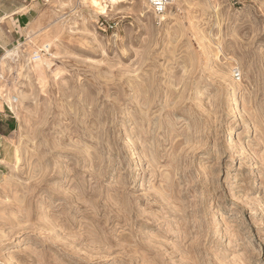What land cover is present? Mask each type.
<instances>
[{
    "label": "rangeland",
    "instance_id": "374dc122",
    "mask_svg": "<svg viewBox=\"0 0 264 264\" xmlns=\"http://www.w3.org/2000/svg\"><path fill=\"white\" fill-rule=\"evenodd\" d=\"M116 10L1 25L0 264H264V0Z\"/></svg>",
    "mask_w": 264,
    "mask_h": 264
},
{
    "label": "bare ground",
    "instance_id": "6f19581e",
    "mask_svg": "<svg viewBox=\"0 0 264 264\" xmlns=\"http://www.w3.org/2000/svg\"><path fill=\"white\" fill-rule=\"evenodd\" d=\"M128 1H130V0H82V3L90 10V12H91V17H95V16H97L98 14H103V13H108V11H114V10H116L122 3H125V2H128ZM180 1L181 0H174V2L171 4V5H178L179 3H180ZM147 2V1H146ZM182 2H184V1H182ZM145 4V3H144ZM170 5V6H171ZM169 6V7H170ZM169 7L167 8V10L160 16V18H161V20H166L170 15H171V11L170 10H168L169 9ZM85 8V7H84ZM16 11H18V10H16ZM149 11V10H148ZM116 12H118L117 10H116ZM156 17H157V15H156ZM50 22V21H49ZM48 22V23H49ZM54 22V21H53ZM37 24V23H36ZM53 24V23H52ZM45 27V26H44ZM58 27V26H57ZM40 28V27H39ZM43 28V27H42ZM41 28V29H42ZM38 29V28H37ZM38 31V30H37ZM29 32V31H28ZM59 32V31H58ZM64 32V31H63ZM33 33V32H32ZM31 33V34H32ZM33 36V35H32ZM118 36V35H117ZM28 37V36H27ZM31 37V36H30ZM33 39V38H32ZM57 39V38H56ZM55 41V40H54ZM54 41L52 40V39H47L46 40V43H44V45H43V47L44 48H46V49H49V47L54 43ZM29 42V41H28ZM57 44V43H56ZM58 45V44H57ZM41 50V49H40ZM39 50V51H40ZM37 52V51H36ZM16 54H19V47H16L15 49H13V50H6V53L4 54V56H3V59L2 60H6V59H11V60H15L16 58ZM34 54V53H33ZM48 54V53H47ZM53 55V54H52ZM36 56V55H35ZM37 57V56H36ZM33 58H34V56H33ZM29 59V58H28ZM53 60V59H52ZM16 64H18V63H16ZM50 64H51V61H50V58L49 57H47L46 56V54H40L39 53V57L36 59V60H34V64L32 65V67L31 68H26V72L28 73V72H35L40 78H44L45 77V74H46V72H47V70H48V68L50 67ZM27 65V64H26ZM26 65H25V67H26ZM4 66V65H3ZM20 66V65H19ZM21 66H22V64H21ZM3 68V67H2ZM23 68V67H22ZM47 69V70H46ZM21 70H23V69H21ZM21 72V71H20ZM19 72V73H20ZM56 72H58L57 71V69H56ZM16 73H17V71H16ZM26 73V74H27ZM49 74V73H48ZM57 74V73H56ZM59 74V73H58ZM22 75V78H23V74H21ZM25 75V74H24ZM1 76V75H0ZM29 76V75H28ZM48 75H46V77H47ZM19 77H21V76H19ZM30 77V76H29ZM45 77V78H46ZM233 85H235L234 86V93H233V98H235V102H236V96H237V94H238V92H239V90H240V87H241V84H233ZM6 95V94H5ZM22 95H24V94H22ZM5 97V96H4ZM13 97H15V96H11V98H10V101H11V103L9 104L10 105V108L12 109V111L13 112H15L17 115H18V107L16 106V104H14V103H12V99H13ZM23 96H21L20 95V97L19 96H17L16 97V99H17V104L19 103V100H20V98H22ZM8 100V99H7ZM6 100V101H7ZM9 101V100H8ZM234 101V100H233ZM237 103V102H236ZM1 105V104H0ZM236 115V111L235 110H231L230 111V117H233V116H235ZM18 119V118H17ZM241 126H242V123L239 121L238 122V125H237V127L235 128V129H233V128H231V129H233L232 130V132H231V137H232V135H235L236 133H237V131L241 128ZM230 138V137H229ZM245 141V140H244ZM235 142V144L236 145H241L242 143H243V141H242V138L241 137H239V138H237V140L236 141H234ZM246 142V141H245ZM245 151L246 150H240L239 151V154L242 156V155H244L245 154ZM18 154V153H17ZM15 156H16V164H17V161L19 160V156L18 155H16V153H15ZM14 156V157H15ZM15 162V161H14ZM140 162H141V164H140V166L138 167V171H139V175L142 173V172H144V170H143V167H144V164L146 163V158H142L141 160H140ZM11 163V162H10ZM15 164V165H16ZM17 166V165H16ZM13 168V167H12ZM216 201L217 200H214L213 201V203L214 204H217L216 203ZM216 209V215H215V219L217 220L218 219V217L220 216V215H223V210H222V208H220V207H217V208H215ZM215 211V210H214ZM9 239H11V241L9 242L8 241V244H12V243H16V241H17V238L16 237H14V236H11Z\"/></svg>",
    "mask_w": 264,
    "mask_h": 264
},
{
    "label": "crops",
    "instance_id": "0c3cea01",
    "mask_svg": "<svg viewBox=\"0 0 264 264\" xmlns=\"http://www.w3.org/2000/svg\"><path fill=\"white\" fill-rule=\"evenodd\" d=\"M34 2L35 0H0V29L2 24H4L3 27L5 26L9 29L8 24L12 22L13 31L16 33L20 32L33 19ZM6 37L8 41H3L0 38V55L5 51L6 46L10 44V36L6 35ZM3 134V132H0V138H2Z\"/></svg>",
    "mask_w": 264,
    "mask_h": 264
},
{
    "label": "built area",
    "instance_id": "2783aa9c",
    "mask_svg": "<svg viewBox=\"0 0 264 264\" xmlns=\"http://www.w3.org/2000/svg\"><path fill=\"white\" fill-rule=\"evenodd\" d=\"M146 1L158 15H162L167 10L168 6L174 2V0H146ZM12 101L16 103L17 102L16 97H13Z\"/></svg>",
    "mask_w": 264,
    "mask_h": 264
}]
</instances>
